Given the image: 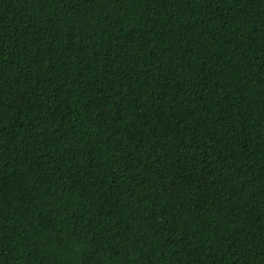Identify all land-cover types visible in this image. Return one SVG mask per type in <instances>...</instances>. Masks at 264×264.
<instances>
[{"label":"trees","instance_id":"1","mask_svg":"<svg viewBox=\"0 0 264 264\" xmlns=\"http://www.w3.org/2000/svg\"><path fill=\"white\" fill-rule=\"evenodd\" d=\"M0 264H264V0H0Z\"/></svg>","mask_w":264,"mask_h":264}]
</instances>
